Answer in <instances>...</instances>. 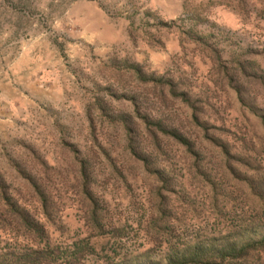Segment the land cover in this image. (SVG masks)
<instances>
[{
    "label": "rangeland",
    "instance_id": "obj_1",
    "mask_svg": "<svg viewBox=\"0 0 264 264\" xmlns=\"http://www.w3.org/2000/svg\"><path fill=\"white\" fill-rule=\"evenodd\" d=\"M228 233L264 235V0H0V264Z\"/></svg>",
    "mask_w": 264,
    "mask_h": 264
},
{
    "label": "trees",
    "instance_id": "obj_2",
    "mask_svg": "<svg viewBox=\"0 0 264 264\" xmlns=\"http://www.w3.org/2000/svg\"><path fill=\"white\" fill-rule=\"evenodd\" d=\"M174 136H177L174 134ZM228 233L206 244H194L189 249L172 256L165 264H220L225 259H242L243 264H262L251 258L253 252H264V235L258 239L240 240L241 236L234 237ZM19 264H33L29 254L18 257ZM22 262V263H21Z\"/></svg>",
    "mask_w": 264,
    "mask_h": 264
}]
</instances>
